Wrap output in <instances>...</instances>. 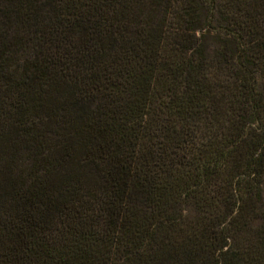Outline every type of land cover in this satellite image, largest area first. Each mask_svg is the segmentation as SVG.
Segmentation results:
<instances>
[{
  "label": "trees",
  "instance_id": "1",
  "mask_svg": "<svg viewBox=\"0 0 264 264\" xmlns=\"http://www.w3.org/2000/svg\"><path fill=\"white\" fill-rule=\"evenodd\" d=\"M263 182L264 0H0V264H264Z\"/></svg>",
  "mask_w": 264,
  "mask_h": 264
},
{
  "label": "rangeland",
  "instance_id": "2",
  "mask_svg": "<svg viewBox=\"0 0 264 264\" xmlns=\"http://www.w3.org/2000/svg\"><path fill=\"white\" fill-rule=\"evenodd\" d=\"M216 1H220V0H216ZM263 196H264V182H263ZM192 213H193L192 209L191 208H187L186 214L187 215H191Z\"/></svg>",
  "mask_w": 264,
  "mask_h": 264
}]
</instances>
